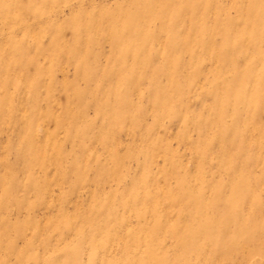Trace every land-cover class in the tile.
Here are the masks:
<instances>
[{
    "label": "rangeland",
    "instance_id": "rangeland-1",
    "mask_svg": "<svg viewBox=\"0 0 264 264\" xmlns=\"http://www.w3.org/2000/svg\"><path fill=\"white\" fill-rule=\"evenodd\" d=\"M0 264H264V0H0Z\"/></svg>",
    "mask_w": 264,
    "mask_h": 264
}]
</instances>
